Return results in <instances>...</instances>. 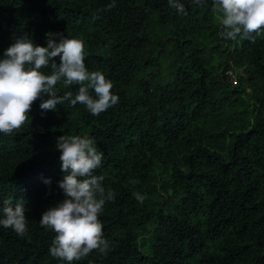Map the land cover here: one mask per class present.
<instances>
[{
	"label": "trees",
	"instance_id": "1",
	"mask_svg": "<svg viewBox=\"0 0 264 264\" xmlns=\"http://www.w3.org/2000/svg\"><path fill=\"white\" fill-rule=\"evenodd\" d=\"M178 2L186 15L169 0H0V58L24 34L47 47L62 33L119 97L94 116L70 101L43 110L45 95L0 133V219L9 199L28 218L25 237L0 225V264H68L39 223L65 199L61 135L95 140L94 175L115 194L100 215L108 254L72 264H264V35L225 40L213 0ZM57 88L74 98L79 85Z\"/></svg>",
	"mask_w": 264,
	"mask_h": 264
},
{
	"label": "clouds",
	"instance_id": "2",
	"mask_svg": "<svg viewBox=\"0 0 264 264\" xmlns=\"http://www.w3.org/2000/svg\"><path fill=\"white\" fill-rule=\"evenodd\" d=\"M193 3L203 8L205 0H193ZM169 5L187 14L178 0H169ZM115 6L112 0L106 10ZM211 10L219 14L220 35L225 40L240 38L255 43L258 36L264 35V0H213ZM56 57L60 58L59 65ZM85 59L83 41L65 38L62 33L48 34L47 47L36 45L26 34L16 38L0 58V133L12 135L20 130L28 121L34 102L45 95L51 98L42 100L43 110H54L57 104L70 101L73 107L84 105L88 112L98 116L115 106L119 97L112 92L113 82L101 71H90ZM50 62L53 72L46 75L41 69ZM60 83L65 88L79 85L75 97L71 91L59 95ZM56 146L66 173L59 182L65 199L45 211L39 222L41 227L56 233L50 254L68 264L85 259L93 251L106 256L110 242L104 237L100 215L106 202L115 199V194L111 190L106 193L101 185L103 177L94 175L102 165L103 153L97 151L95 140L88 136L61 135ZM133 195L143 203L144 195ZM2 211L0 225L11 228L18 236L28 235L23 202L13 206L11 199L6 200Z\"/></svg>",
	"mask_w": 264,
	"mask_h": 264
},
{
	"label": "built area",
	"instance_id": "3",
	"mask_svg": "<svg viewBox=\"0 0 264 264\" xmlns=\"http://www.w3.org/2000/svg\"><path fill=\"white\" fill-rule=\"evenodd\" d=\"M228 74H229L230 76H232L233 78H235V75L233 74L232 71H229Z\"/></svg>",
	"mask_w": 264,
	"mask_h": 264
}]
</instances>
